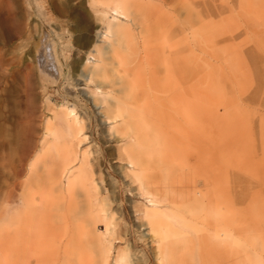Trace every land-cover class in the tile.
<instances>
[{
	"label": "rangeland",
	"instance_id": "obj_1",
	"mask_svg": "<svg viewBox=\"0 0 264 264\" xmlns=\"http://www.w3.org/2000/svg\"><path fill=\"white\" fill-rule=\"evenodd\" d=\"M168 1L161 31L168 30L169 75L164 76L169 77V127L158 144L157 139H141L140 148L148 150L151 160L164 161L148 180L161 178L183 195L173 200L194 194L203 207L201 225L232 235V243L221 236L216 255L209 245L197 242L200 233L180 226L181 220L161 205L167 227L173 218V227L193 240L189 250L173 256L172 264H264V0ZM81 2L0 0V264H15L8 228L20 201L12 208L13 182L23 183L33 171L45 190L44 175L57 167L68 140L74 158L90 152L88 171L99 191L92 192L87 204L77 199L73 207L81 214L72 217L57 202L45 200L31 226L42 232L43 243L36 244L30 258L19 251L16 264H157V244L149 239L143 220L148 199L127 162L118 159L125 141L110 135L103 115L109 91L103 89L95 102L94 85L79 75L86 52L94 44L106 46L99 38L102 24L92 12L76 20ZM143 14H138L141 21L152 18L154 11L149 17ZM128 41L116 48L124 59L132 51ZM95 60L89 66H96ZM152 78L127 75V82H133L129 97L148 93ZM69 112L84 126V142L60 137ZM53 114L60 117L58 126L48 119ZM49 125L62 141L53 143L51 132L45 137ZM161 126L162 121L153 120L142 132H161ZM44 139L51 145L48 152L42 148ZM213 205L222 219L212 220ZM229 218L230 230L225 223ZM227 247L233 260L224 253Z\"/></svg>",
	"mask_w": 264,
	"mask_h": 264
},
{
	"label": "bare ground",
	"instance_id": "obj_2",
	"mask_svg": "<svg viewBox=\"0 0 264 264\" xmlns=\"http://www.w3.org/2000/svg\"><path fill=\"white\" fill-rule=\"evenodd\" d=\"M82 2L78 6V12L74 13L76 20L82 21L84 18L89 17V14L92 12L96 20L102 24V32L99 33V38L102 40L104 39L103 41L106 43V46L103 45L104 47L100 48L97 44H94L92 50L86 52L87 58L80 64L82 69H84V73L79 75L81 77L85 75L83 77L84 81L87 84L94 85L95 89L92 95L95 102H98V97L102 95L103 89H108L109 91L105 93L107 98L102 102L106 104L103 115L106 122L109 124L108 132L110 135L120 142L125 141L123 145L120 146L118 159L127 162L128 169L133 175L132 178L136 181H140L141 190L148 199L149 204L143 210V220L149 231V239H151L154 244H157L155 254L157 264H172L173 256L176 255L177 252L189 250L190 245L193 244L192 238L188 237L183 229L174 228L176 226L174 222H177L175 220H181V222H177L179 225L183 223V227H188L194 230L193 232L200 233L199 236L197 235V237H195L197 242L199 244L204 243L206 247L209 245L216 255L220 254L218 253V246L222 247L219 242L221 241V236L223 234L227 235L228 237L225 239L229 240V243H232L231 233L227 231L229 234H226L220 232L218 229L213 230L201 225V222H204V219L200 217L203 214V207L194 194L186 195L184 201H178L177 199H175L177 200L175 201L173 200L174 198H182L183 195L175 194V192L169 188L167 182H162L161 178L159 182H149L148 178L151 177L149 174L155 169L160 170L164 161L163 159H158V157L157 160L156 158L151 160L148 153H146L148 150L143 148L146 150L144 152V150L140 148V146H142L140 144L141 139H157L156 141L158 144L159 138L162 137V133L164 134L166 132L164 130L169 127V117L166 116L169 114L167 109L169 77L164 76L169 75L168 30L161 31V24L166 21V14L165 12L163 13V11L167 10L169 1L82 0ZM65 5L68 6L67 3ZM152 10L154 11L152 18L147 19L145 16H151L150 11ZM142 13H144L142 15L145 17L144 21L140 20L143 19V17L139 19L138 16V14L141 15ZM154 18L155 22L153 25L152 21ZM158 25H160L159 31L156 29ZM124 40H130L128 42L129 45H131L130 48L132 51H129L128 59L126 57V59H124V57L121 58V52L116 49ZM94 55H96L97 58L93 59L92 57ZM50 59L52 60V58ZM94 60L97 62V65L89 66L90 61L94 62ZM159 64L163 66L161 69H159ZM127 75H153L149 92L146 94L144 92L142 95H135L134 93L129 97L130 93L127 91L130 89V86L132 87L133 82H127ZM151 106V109L154 110L152 112L149 108ZM72 113L73 112L68 113V123H66L63 128L65 131L64 134L60 135L55 127L49 125V127L45 126V137L51 132V134L55 136L52 139L53 143L59 142V139L61 140L60 137L69 139V136L76 137L80 143L84 142L86 140L84 126L77 122V116ZM48 119L51 121L55 119L57 122L56 126L60 124V117L57 114H53V116ZM153 120L162 121L163 126H161V128L164 129H162L161 132L154 130V133L150 135L146 134L145 131L142 132L147 126V123ZM68 141L63 142L64 145L59 158L60 162L56 165L57 167L49 170L44 175L45 181L43 185L45 190H43L40 180L34 178H37V176L36 173H32L33 171L26 175L27 178L23 183H18L15 179V182L12 184V190L9 194L12 208H15L20 201L19 207H16L18 211H16L15 214L12 212L14 215L11 217L8 228L11 230L12 235L11 251L14 255L15 264L19 251H21L26 258H30L28 255L34 254L33 251L37 248L36 244L43 243L41 237L42 232L36 229L34 225L33 227L31 226L34 217L40 214V209L44 206L45 200L48 201V204H50V202H57L58 208L60 206L64 207L60 209L66 210L67 216L71 215L72 217L75 213L81 214L80 211L74 208L77 199L79 200L81 198L87 204L91 198L92 192L99 191L98 184L92 180V175L88 171L87 158L90 156L88 155L89 151L85 152L81 159L74 158L72 149L67 147ZM47 142L48 141L44 139V144L42 145L43 150L46 152L51 148L50 144L46 145ZM160 154L161 151L157 149L156 155ZM22 172L23 170L18 174ZM31 178L35 179L34 187H32L30 183V180H32ZM11 181L13 180L11 179ZM158 185H164L163 189L157 187ZM18 192L20 193L19 196L17 195ZM45 193L48 194L46 195ZM104 202L105 199L102 198L101 203L104 204ZM161 205L168 206L169 213L173 215L175 219L170 218L169 228L167 227V222L162 212V208L164 207ZM101 210L103 211V209ZM210 214L212 220L213 216L215 218H223V216L221 217L220 209L216 205H213ZM106 217L108 219L111 218L108 215H106ZM225 223L226 229L230 230L232 219H227ZM227 245L228 247L230 246L229 244ZM201 247L200 250H202ZM228 247L224 253L229 255L231 260H233V251ZM181 249L183 250L181 251ZM71 255L74 256L73 253H71ZM64 264L70 263L68 260H65Z\"/></svg>",
	"mask_w": 264,
	"mask_h": 264
}]
</instances>
